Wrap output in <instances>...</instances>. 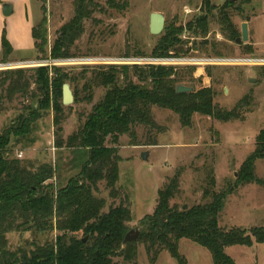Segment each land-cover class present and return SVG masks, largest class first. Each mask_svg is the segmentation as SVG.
<instances>
[{"label": "rangeland", "instance_id": "obj_1", "mask_svg": "<svg viewBox=\"0 0 264 264\" xmlns=\"http://www.w3.org/2000/svg\"><path fill=\"white\" fill-rule=\"evenodd\" d=\"M39 1L35 3L37 12L42 17L45 13L47 15L46 52L42 54L38 51L36 56L28 60L6 58L0 61V134L22 116H29L34 111L35 118L29 135L12 137L11 156L33 167L48 163L56 166L54 178L49 182L58 188L65 186L80 169L76 168L73 150L66 146L59 147L57 139L61 137L66 140L78 131L92 112V107L104 97L106 87L93 84L91 88H86L85 84L95 67L105 64H56L59 63L56 60L64 58L52 57L53 44L61 26L75 15L73 0ZM106 1L98 0L101 8L95 10L93 18L85 21V32L76 42L77 46L73 49L75 55L69 59L111 61L118 58H161L163 56L157 57L153 51L170 25L185 26L181 38L188 43L184 46L185 52L177 55L170 52L167 57L193 60L210 57L264 59V0H239L237 6L241 10L230 9L232 20L240 33L242 22L249 24V39L242 45L229 39L218 23L219 9L226 0H210L216 9L209 13L210 27L207 34L191 32L186 26L195 17L208 13L204 0H124L122 9L109 8ZM152 12H163L166 16L165 30L159 35L150 32ZM2 30V34H5V28ZM203 40L208 43L204 45ZM17 63L23 64L14 66ZM55 66L65 67L71 76L79 78L68 82L74 94H79V101L75 100L71 105L62 104L60 126L63 131L59 136L54 124L56 112L52 107V85L48 83L41 86L33 79L36 68H48L52 75ZM174 67L177 75H185L182 84L192 86L194 90L212 86L216 91L215 103L218 107L232 110L242 102L240 117L224 122L196 112L192 117V125L184 126L173 110L153 106L154 119L164 129L159 131L147 125H135L137 145L132 144L130 134L120 136L119 149L124 160L120 163L117 187L124 195L112 198L105 182H101L98 196L106 199L105 209L118 205L121 200H128L132 208V220L127 224L130 230L140 227L141 219L155 211L159 189L180 172V192L171 200V205L180 208L186 205L190 208L211 200L205 194L206 189L223 191L232 187L234 190L226 198L219 217L220 225L227 231L239 227L247 232L254 227H264V158L255 163L256 180L237 182L244 162L256 149V137L264 128V64L196 63ZM190 68H194L192 74ZM20 69L31 80L28 93L21 90L10 92L11 79H7L8 73ZM134 79L139 82L136 76ZM90 93L93 94L92 102L87 101ZM48 97L50 105L43 106L42 101ZM107 143L113 146L110 140ZM147 150L149 159L145 160L141 154ZM213 176L214 187L210 182ZM56 233L39 234L35 229L15 230L7 234V244L11 250L20 247L31 249L36 244H45L47 240L53 239ZM82 235L79 234L80 237ZM179 250L187 257L188 264H214L210 251L192 240L182 238ZM226 252L235 259L234 264H264V243L248 247L232 245L226 248ZM152 256L153 253L147 252L145 243L137 244L138 264H178L168 250L161 251L155 261ZM117 259L123 260L121 257Z\"/></svg>", "mask_w": 264, "mask_h": 264}, {"label": "trees", "instance_id": "obj_2", "mask_svg": "<svg viewBox=\"0 0 264 264\" xmlns=\"http://www.w3.org/2000/svg\"><path fill=\"white\" fill-rule=\"evenodd\" d=\"M238 2L226 0L219 9L218 18L225 35L234 41L241 33L232 20L230 9L241 10ZM124 3V0L106 1L109 8L115 9H122ZM203 3L208 13L186 24L191 32L207 34L209 31V13L216 6L210 0ZM73 5L75 15L61 26L53 44L52 57L55 59L75 55L73 49L85 32V21L93 18L95 10L101 8L98 0H73ZM184 29L182 25L167 26L166 33L154 48L155 56L167 57L170 52L176 55L185 52L184 46L188 42L181 38ZM47 35L45 13L42 21L33 27L35 46L42 54L46 52ZM202 43L206 45L208 42L203 40ZM246 46L249 47V44ZM190 69L192 74L194 68ZM135 76L139 82L135 81ZM184 76L177 75L175 67L167 65L112 64L95 67L85 87L91 88L93 84L106 87L104 97L92 107V112L78 131L66 140L59 137L56 142L61 148L66 146L73 150L76 168L80 169L65 186L56 188L49 182L54 178L56 166L48 163L33 167L11 156L12 137L29 135L34 111L29 116H22L0 134V264H138L139 242L145 243L148 253H153V261L161 251L168 250L178 264H188L187 257L179 250L182 238L206 247L213 256L214 264H234L235 259L227 254V247L264 243V227H254L247 232L239 227L227 231L220 225L219 217L226 198L234 190L232 187L223 191L206 189L205 194L211 200L187 209L171 205V200L180 192V172L159 189L156 209L141 219V235L133 243L124 244L123 241L130 231L127 223L132 220L129 201L121 200L118 205L106 210V199L98 196L101 182H105L112 198L124 195L117 187L120 163L124 160L120 155L119 139L124 134H130L132 144L137 145L135 125L138 124L163 131L164 127L154 119L153 106L173 110L184 126L192 125L196 112L224 122L240 117L242 102L232 110L218 107L215 103L216 91L212 86L193 92H176ZM7 79H11L10 92H29L31 80L25 77L24 70L9 72ZM33 79L41 86L52 85V107L56 112L54 124L59 136L63 131L60 126L63 84L79 78L71 76L65 67L55 66L52 75L48 68H36ZM49 100V97L44 99L43 106H49ZM76 101H79L77 93ZM87 101H93V94L88 95ZM256 139V149L239 172V183L256 180L255 163L264 158V128ZM108 140L113 146L108 145ZM210 182L214 187V176ZM34 229L39 234L57 233L45 244H36L31 249L9 248V232ZM85 236L89 238L84 241Z\"/></svg>", "mask_w": 264, "mask_h": 264}, {"label": "crops", "instance_id": "obj_3", "mask_svg": "<svg viewBox=\"0 0 264 264\" xmlns=\"http://www.w3.org/2000/svg\"><path fill=\"white\" fill-rule=\"evenodd\" d=\"M36 1L39 0H0V61L28 60L38 53L33 27L43 17L37 12Z\"/></svg>", "mask_w": 264, "mask_h": 264}, {"label": "water", "instance_id": "obj_4", "mask_svg": "<svg viewBox=\"0 0 264 264\" xmlns=\"http://www.w3.org/2000/svg\"><path fill=\"white\" fill-rule=\"evenodd\" d=\"M165 23H166V16L163 12H152L150 15L149 27L150 32L153 35H159L162 31L165 30ZM249 39V24L247 22H242V33L241 36L238 37L235 41L242 45L243 43H247ZM254 81V79H252ZM194 88L192 86H188L185 84H178L176 88V92H193ZM62 95L63 100L62 103L65 105H71L76 100V95L74 94L70 83L66 82L63 84L62 88ZM142 158L147 160L149 159V151H145L141 154ZM184 208H187L184 205ZM141 226L137 228H132L124 237V244L133 243L134 241L138 240L141 235ZM87 239L84 238V241Z\"/></svg>", "mask_w": 264, "mask_h": 264}, {"label": "built area", "instance_id": "obj_5", "mask_svg": "<svg viewBox=\"0 0 264 264\" xmlns=\"http://www.w3.org/2000/svg\"><path fill=\"white\" fill-rule=\"evenodd\" d=\"M189 11V10H188ZM190 12V11H189ZM59 63L56 64H62V63H84V64H105V65H112V64H118V65H128V64H154V65H167V66H174L178 64H186V65H194L196 63H201L205 65H211V64H227V63H250V64H264V59L256 60L252 58H243L239 60H233V59H224V58H208V59H188V58H172V57H161V58H144V59H138V58H118V59H112L111 61L102 60L99 61V59H82V60H73L69 58H64L62 60H56ZM55 61V62H56ZM23 63H17L14 66H22Z\"/></svg>", "mask_w": 264, "mask_h": 264}]
</instances>
